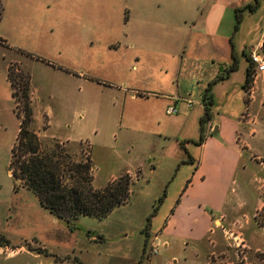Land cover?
<instances>
[{
	"label": "crops",
	"instance_id": "0c3cea01",
	"mask_svg": "<svg viewBox=\"0 0 264 264\" xmlns=\"http://www.w3.org/2000/svg\"><path fill=\"white\" fill-rule=\"evenodd\" d=\"M256 1L251 9L246 5L254 0H0V46L6 51L60 54L64 41L74 40L69 64L54 58L57 70L78 71L67 72L79 81L78 90L96 85L122 108L127 101L141 104L133 126L178 142L175 148L167 149L165 142L160 150L150 148L152 155L166 157L160 191L171 197L170 207L174 202L170 210L164 207L165 219L152 237L163 236L164 248L169 237L184 245L201 242L233 215L264 210L262 129L241 118L264 104V87L248 101L243 88L247 55L264 42V0ZM232 63L235 69L226 71ZM140 66L153 70L148 88L126 80ZM209 83L212 104L206 117L203 95ZM185 99L192 101L190 107ZM171 104L177 112L168 115ZM124 121L128 125V118ZM124 121L121 117L119 126ZM122 166L120 174L129 173L132 180L141 175V165L134 171L128 163ZM146 184L151 188L152 180ZM149 262L155 264L153 256ZM178 263L172 255L162 264Z\"/></svg>",
	"mask_w": 264,
	"mask_h": 264
},
{
	"label": "rangeland",
	"instance_id": "374dc122",
	"mask_svg": "<svg viewBox=\"0 0 264 264\" xmlns=\"http://www.w3.org/2000/svg\"><path fill=\"white\" fill-rule=\"evenodd\" d=\"M245 30L241 28L239 34H245ZM73 43L74 40L66 39L60 54L58 50H54L58 54L6 51L0 46V264H137L146 240L145 249L152 241L157 247L155 264L164 260L167 263L172 255L177 256L178 264H264L262 208L254 213L233 215V221L225 220L216 230L212 227L214 232L201 242L185 241L188 245H184L181 240L166 237L172 241L164 248L163 236L152 238L165 219L164 207L170 210L174 202L170 207L171 197L160 191L158 178L167 172L163 165L166 157H160L158 152V156L152 155L150 148L160 150L165 142L170 149L178 147V142L174 137L163 140L143 134L133 126L136 120L133 113L142 109L141 104L135 106L127 101L122 108L119 102L112 101L108 90L95 84L78 90L79 81L67 73L78 71L64 72L53 65L58 62L54 58L69 61ZM9 59L16 63L9 66ZM17 65L19 75L29 81V129L43 142L52 138L73 144L72 147L65 143L63 149L74 161L90 152L94 187H103L111 176L117 177L123 163L130 164L133 171L141 165V175L131 182L128 202L101 218L79 216L71 227L51 214L32 191L19 186V181L9 174L11 147L24 112L21 105L15 107L7 78V67L16 71ZM12 69L11 75L15 73ZM152 72L150 67L140 66L126 80L137 88H148ZM251 115L257 121L252 128L262 129L258 137H261L259 147L264 149V104H255ZM121 117L122 122L128 118V125L124 121L119 126ZM152 165L156 167L153 173ZM147 179L152 180L151 188L147 187ZM261 190L264 194V188ZM150 216L153 228L144 230ZM144 263L143 259L140 264Z\"/></svg>",
	"mask_w": 264,
	"mask_h": 264
},
{
	"label": "trees",
	"instance_id": "16d2710c",
	"mask_svg": "<svg viewBox=\"0 0 264 264\" xmlns=\"http://www.w3.org/2000/svg\"><path fill=\"white\" fill-rule=\"evenodd\" d=\"M257 1L246 5L248 8H255ZM239 10H236V24L240 21ZM1 16V6H0ZM13 63L9 64V66ZM235 63H232L226 71L234 70ZM19 67H7V78L12 88V97L15 107L21 105L22 112L15 142L11 147L9 170L19 186L32 191L39 203L57 218H61L71 227L79 216H92L101 218L106 216L114 207L128 202L132 182L129 173H122L106 183L103 187L93 186V170L89 154L85 158L74 161L70 155L65 153L63 147L65 142L50 139L46 142L39 139L36 132L29 129L30 109L28 107V79L19 75ZM15 72L11 75V70ZM250 71H246L243 88L249 82ZM217 76L215 80H219ZM209 83L203 95L205 115L208 117V109L212 104ZM24 113V114H23ZM205 119L201 120V123ZM202 139L199 137L198 141ZM16 187V186H15ZM153 216V211L151 213ZM144 230L150 226V218ZM1 243V238H0ZM146 241L144 243V247ZM137 264L141 263L144 254Z\"/></svg>",
	"mask_w": 264,
	"mask_h": 264
},
{
	"label": "built area",
	"instance_id": "2783aa9c",
	"mask_svg": "<svg viewBox=\"0 0 264 264\" xmlns=\"http://www.w3.org/2000/svg\"><path fill=\"white\" fill-rule=\"evenodd\" d=\"M248 65H249V71H250V77L249 82L247 86L244 88L245 96L248 101V99H251V97L254 95L256 89L258 86L264 87V52L260 49H250L248 55ZM185 104L187 107H190L192 105V101L190 99H185ZM177 112V108L174 104L168 105L165 109V113L170 115ZM242 119L248 121L250 124H254L256 121V118L249 114L248 112H245L241 116ZM157 254V247L156 245L150 244L148 246V249L144 250L143 259L145 261L144 264H150L149 260L151 256H154Z\"/></svg>",
	"mask_w": 264,
	"mask_h": 264
},
{
	"label": "water",
	"instance_id": "95a60500",
	"mask_svg": "<svg viewBox=\"0 0 264 264\" xmlns=\"http://www.w3.org/2000/svg\"><path fill=\"white\" fill-rule=\"evenodd\" d=\"M261 50L264 52V42L261 45ZM93 167V166H92ZM9 174H11V172H9ZM18 182V181H17Z\"/></svg>",
	"mask_w": 264,
	"mask_h": 264
}]
</instances>
